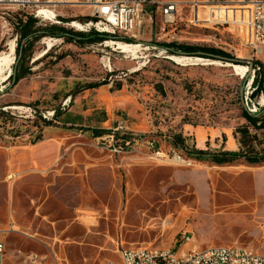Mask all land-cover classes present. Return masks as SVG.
Here are the masks:
<instances>
[{
  "label": "rangeland",
  "instance_id": "rangeland-1",
  "mask_svg": "<svg viewBox=\"0 0 264 264\" xmlns=\"http://www.w3.org/2000/svg\"><path fill=\"white\" fill-rule=\"evenodd\" d=\"M159 1L179 2L174 23L163 30L160 14L155 15L152 32L137 40L141 47L135 55L107 42L116 39L90 43L54 31L83 35L67 24L76 16L86 19L85 8H60V18L48 22L34 18L31 10L0 6V56L11 60V76L24 74L15 85L11 76L0 84L3 264H120L122 249L178 250L183 232L201 248L238 246L264 254V164L240 160L217 166L196 159L197 150L241 148L237 132L249 125L245 109L264 108L262 94L252 98L262 69L249 87L252 72L242 78L230 63L200 52L170 54L153 46L216 48L250 71L254 62L264 65V51L259 57L254 52L250 9L237 3ZM30 18L34 30L49 33L25 38L22 24ZM173 56L202 61L179 64ZM101 94L115 100L111 111L95 103ZM67 99V110L110 112V125L122 119L144 135V142L166 141L172 145L169 153L178 150L197 162L183 167L147 153L111 156L90 130L50 129L40 116L18 111L54 110L58 117ZM248 130L257 136L251 142L256 150L264 151V130ZM40 140L55 144V161L43 174L23 172L22 151Z\"/></svg>",
  "mask_w": 264,
  "mask_h": 264
},
{
  "label": "built area",
  "instance_id": "built-area-1",
  "mask_svg": "<svg viewBox=\"0 0 264 264\" xmlns=\"http://www.w3.org/2000/svg\"><path fill=\"white\" fill-rule=\"evenodd\" d=\"M195 4L224 5L237 3L250 9L252 41L255 56L263 55L264 51V0H194ZM0 6L17 7L32 11L34 18L54 22L60 18L57 12L60 8H85L86 19L77 16L67 24L74 31L82 34L97 32L117 37L114 44L122 43L127 46L139 45L137 42L146 30L152 32L155 15L160 14L163 30L174 23L175 13L178 10L177 1L159 0H0ZM71 24V26H69ZM154 46V45H153ZM191 59V58H190ZM252 78L261 70V64L252 65ZM247 85V87H248ZM248 87V88H249ZM71 104L67 99L62 105L66 111ZM249 112H257L255 106L248 108ZM20 114L29 113L32 118L40 116L43 121L55 122L56 112L46 111L37 113L31 108L18 109ZM97 145L111 156H121V152L128 155L147 153L152 159L169 161L173 160L183 167H192L196 160L177 153H169L166 141L144 142V135L130 130L124 123L117 122L103 133L94 136ZM165 142V143H164ZM178 250L139 247L122 249L120 259L123 264H264V254L253 251L251 248L236 246V250H228V246H208L201 248L196 244L194 236L183 232L177 240ZM191 244V249L186 251L185 245ZM5 243L0 232V264L4 262ZM107 264V263H106Z\"/></svg>",
  "mask_w": 264,
  "mask_h": 264
},
{
  "label": "trees",
  "instance_id": "trees-1",
  "mask_svg": "<svg viewBox=\"0 0 264 264\" xmlns=\"http://www.w3.org/2000/svg\"><path fill=\"white\" fill-rule=\"evenodd\" d=\"M35 21L30 18L25 24H22L23 34L25 38L36 36L39 37L40 33H49V32H41L40 30H34ZM54 31L62 36H71L77 40L83 41L87 40L90 43L94 42H103L109 39H117L115 36H110L107 34H99L97 32H91L89 34H83L81 36L78 35H70L69 33L65 32L63 29H54ZM82 34V33H81ZM159 48H163L170 54H182V55H194L196 53H201L203 57L210 58L214 60H219L222 58L231 59L230 56L216 48H206V47H194V46H184L178 45L175 43L170 44H162V45H154ZM179 51V52H178ZM21 59V57H20ZM258 62H254L253 65L255 66ZM260 64V62H259ZM262 73L258 74L254 80L255 91L253 92L252 98H255L259 95H263L264 97V65L261 64ZM24 77V74L18 76L16 72L11 76L13 80V85H15L21 78ZM261 77V78H260ZM108 84L107 82L101 83L97 86L93 87H100L102 85ZM120 84L117 86V90H120ZM244 118L248 122V126L241 128L238 130V135H240L239 143L241 148L238 151H220V152H211L205 150H197L196 151V159L198 161L203 162H210L217 166L223 165H230L237 161L244 160L249 165H261L264 164V151L256 150L254 145L251 143L253 140L257 139V136H251L248 130L249 126L253 127L256 131L264 130V108L259 110L257 113H250L246 109L244 111ZM50 125V124H46ZM94 136L99 135L104 132V130H90Z\"/></svg>",
  "mask_w": 264,
  "mask_h": 264
},
{
  "label": "crops",
  "instance_id": "crops-1",
  "mask_svg": "<svg viewBox=\"0 0 264 264\" xmlns=\"http://www.w3.org/2000/svg\"><path fill=\"white\" fill-rule=\"evenodd\" d=\"M114 99H111L109 96L105 94H101L100 98L95 99V103L98 105H105L109 111L111 108V103L114 102ZM97 109L91 110V112H80L77 110H67L62 112L55 122H47L44 121V125L50 129H65L67 127L74 128H85L87 130H107L111 128L115 123L122 122L124 123L130 130L134 131L129 124L124 120H117L113 122L111 125V121L114 116L109 112L104 115L96 112ZM50 125H46V124ZM55 125H57L55 127ZM110 125V126H109ZM135 132V131H134ZM202 139L199 138L198 145H202ZM202 149V148H201ZM21 153V157L25 162L24 166H20L19 169H22L23 172H26L28 169L35 171L37 173L43 174L46 172L47 168L52 165L57 156V147L51 141L40 140L35 145L28 150H23ZM30 155V159L28 160L26 157ZM26 159V160H25ZM10 168L14 169L16 165L14 164V160L10 161ZM13 174L9 176V179L13 178ZM1 213V210H0ZM1 228V223H0ZM2 232V230H0Z\"/></svg>",
  "mask_w": 264,
  "mask_h": 264
},
{
  "label": "bare ground",
  "instance_id": "bare-ground-1",
  "mask_svg": "<svg viewBox=\"0 0 264 264\" xmlns=\"http://www.w3.org/2000/svg\"><path fill=\"white\" fill-rule=\"evenodd\" d=\"M69 26H71V24H69ZM109 43H112L113 46L117 47L118 50L121 51V53L123 54H130V55H135L138 48H140L141 46L139 45H134L132 47L130 46H127V45H124L122 43H117V44H114L112 41H107ZM105 42V44L107 43ZM12 46V45H11ZM51 44L48 43V47H50ZM119 51V52H120ZM171 59L174 61V62H183V61H202V59H190V58H184V57H171ZM180 64V63H179ZM182 64V63H181ZM184 64V63H183ZM189 64V63H188ZM190 65V64H189ZM229 67H231L234 72L236 74H239L241 75L242 78H244L245 76H247V74L250 72L249 69L246 67V66H238V65H233V64H229L228 65ZM11 73H12V65H11V60L10 59H7L5 57H3L2 55L0 56V84L6 82V80H8V78L11 76ZM263 105V104H262ZM122 153V152H121ZM228 250H236V247H230L228 246ZM107 264H115V263H111V262H107ZM120 264H123L122 260H121V263Z\"/></svg>",
  "mask_w": 264,
  "mask_h": 264
},
{
  "label": "water",
  "instance_id": "water-1",
  "mask_svg": "<svg viewBox=\"0 0 264 264\" xmlns=\"http://www.w3.org/2000/svg\"><path fill=\"white\" fill-rule=\"evenodd\" d=\"M219 60H221L222 62H225V63H231V64H233L234 62H235V60H233V59H227V58H222V59H219ZM252 70H253V68L251 67L250 68V72H252ZM245 83V82H244ZM250 83V81L248 82V84ZM248 112H249V110H247Z\"/></svg>",
  "mask_w": 264,
  "mask_h": 264
}]
</instances>
